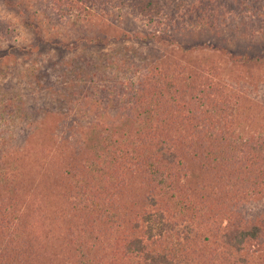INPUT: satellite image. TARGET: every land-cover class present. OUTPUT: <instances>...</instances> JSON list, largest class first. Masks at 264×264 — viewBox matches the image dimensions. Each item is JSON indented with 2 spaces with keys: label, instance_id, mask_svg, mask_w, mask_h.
I'll return each mask as SVG.
<instances>
[{
  "label": "trees",
  "instance_id": "trees-1",
  "mask_svg": "<svg viewBox=\"0 0 264 264\" xmlns=\"http://www.w3.org/2000/svg\"><path fill=\"white\" fill-rule=\"evenodd\" d=\"M42 1L38 22L67 44L28 66L59 102L0 108V264H264L263 128L243 131L244 92L228 93L212 65L188 61L196 44L177 41L259 68L264 44L227 48L264 33V0ZM126 19L172 47L147 63L94 56L102 29ZM14 36L0 18V49ZM71 39L88 54L63 61Z\"/></svg>",
  "mask_w": 264,
  "mask_h": 264
},
{
  "label": "rangeland",
  "instance_id": "rangeland-1",
  "mask_svg": "<svg viewBox=\"0 0 264 264\" xmlns=\"http://www.w3.org/2000/svg\"><path fill=\"white\" fill-rule=\"evenodd\" d=\"M13 3L16 4V8L14 9L9 6ZM35 4L39 5V8H42L36 9L37 7ZM44 6H49V4L43 3V1L40 3L39 0L35 2L33 0H0V18L8 22L10 28L15 33L13 41L0 49V59L2 61L0 68L10 70L6 71V73L5 71L0 72V108L5 105L12 107L22 103L25 109L35 110V114H38V107L52 104L55 101L59 102L57 97L51 98V96H49L51 100L45 99L42 92L47 88V81H43L42 78L39 80L38 74L40 71L36 69L37 66H28L30 62L31 64L36 62L35 60L44 61L47 57L54 59L55 55L52 49L56 48L60 43L67 44L64 38L59 39V36L55 34L52 29H48L46 23L44 24L41 21L38 22L41 17L36 14H44L42 13ZM48 12L52 14L50 11ZM21 14H26V21L21 19ZM111 14H120V12L119 10L113 11ZM34 22H36L35 25ZM115 26L116 25L111 29H102L101 33H103L106 38L108 37V43L104 47L97 46L99 51L94 53V56L100 54L99 52L101 51L104 56H110L111 60L123 58L121 61H125L126 59L132 62L142 60L144 63H147L150 60V56L153 55V52L162 51V54H165V51L172 47V45H167L162 41L155 42L156 44H154L151 40H148L151 31L146 30L145 27L132 19L119 21L118 26ZM201 30H203V32L207 31L205 29ZM119 34L122 36V40L112 41L111 36H119ZM177 41L183 43L182 49L184 44L188 41H190L191 44H196L193 53L189 55L188 61L199 62L203 66L204 71L207 70V67L212 65L214 70L208 76L214 77L215 74L216 81L225 84L228 93L231 90H233L235 94L239 93L238 90L245 93H243L244 97L240 102V119H247L242 123L243 131L252 132L256 130L258 132L260 128H263L261 134L264 136V59L263 65L259 68L252 65L231 63L230 58L223 55L222 52L203 47V41L200 38L193 39V41H191V39H179ZM46 42L50 44V50L47 49V51L43 53H39L35 50V53L28 56L24 54L20 56L19 49L25 50L28 49V47L34 46L38 49L39 43L43 44V47H45ZM70 44L72 45H69L70 49H67L65 46L61 48L64 52H59L61 53V59H63V61L88 54V51L86 52L80 42L77 44L76 41L71 39ZM218 44L221 45V42ZM253 44H255L257 48H260L261 44H264V33L259 36L255 42L252 41V44L240 40V38H231L227 50L229 54H240L246 45H250L249 51L252 55H255L256 51ZM11 51H14L16 56L13 57ZM13 65H15L14 70H11L10 67ZM140 70L142 69L135 70V76ZM124 72H126V74H124ZM132 72H134V67H130V65L127 64L122 65L121 70H116V73L121 78L126 79ZM50 78L53 82L61 80L58 77L56 78L57 81H54V75L49 77V79ZM36 88L39 90L36 91ZM261 96L263 98H260ZM246 105H250V107L246 108ZM255 105L261 107L260 111H258V108L254 109ZM20 119L18 114L11 115L9 118L11 121H20ZM15 127L16 126H14V128Z\"/></svg>",
  "mask_w": 264,
  "mask_h": 264
}]
</instances>
